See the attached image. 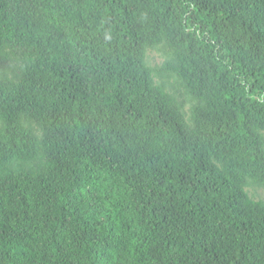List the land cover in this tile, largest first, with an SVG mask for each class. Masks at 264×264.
<instances>
[{
    "label": "trees",
    "instance_id": "1",
    "mask_svg": "<svg viewBox=\"0 0 264 264\" xmlns=\"http://www.w3.org/2000/svg\"><path fill=\"white\" fill-rule=\"evenodd\" d=\"M251 188L264 0H0V264H264Z\"/></svg>",
    "mask_w": 264,
    "mask_h": 264
},
{
    "label": "rangeland",
    "instance_id": "2",
    "mask_svg": "<svg viewBox=\"0 0 264 264\" xmlns=\"http://www.w3.org/2000/svg\"><path fill=\"white\" fill-rule=\"evenodd\" d=\"M167 59V57L164 55L163 52H159V51H148V62L151 66L153 67H160L164 61ZM164 76H162V79L164 80V82L166 83V85H171V83H173L174 78H172L170 75L168 74H163ZM156 79L159 80V77ZM185 109L188 108V102L185 101ZM250 190V194L257 197V196H261L264 197V190L261 189H254L251 188ZM259 194V195H257Z\"/></svg>",
    "mask_w": 264,
    "mask_h": 264
}]
</instances>
